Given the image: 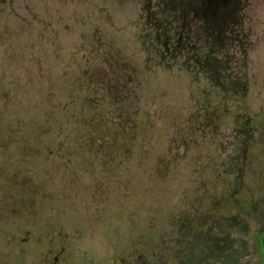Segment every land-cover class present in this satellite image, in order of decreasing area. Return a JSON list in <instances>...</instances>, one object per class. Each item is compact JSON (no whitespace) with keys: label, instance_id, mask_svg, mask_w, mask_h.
I'll return each instance as SVG.
<instances>
[{"label":"rangeland","instance_id":"rangeland-1","mask_svg":"<svg viewBox=\"0 0 264 264\" xmlns=\"http://www.w3.org/2000/svg\"><path fill=\"white\" fill-rule=\"evenodd\" d=\"M249 1L247 11L242 15L239 11L242 0H234L232 7L225 6L222 0H0V41L6 39L21 58L28 60L37 55L34 47L42 40L46 41L40 36L46 30L48 35L45 37L54 40L58 50L54 53L59 55L57 59L62 64L51 65L44 71L71 74L74 70L67 62L69 58L86 57L89 46L101 48L106 41L113 39L119 42L121 38L115 34L117 30L131 31L137 27L139 34L149 39L157 57L161 60L170 58L176 63L173 65L175 69L179 70L177 76L189 80V84L181 80L178 86L162 85L164 91L155 100L162 101L165 109H158L157 102H153L150 108L146 106L151 113L163 114L165 110L171 115L170 121L163 124L165 129L160 127L168 139L170 134L166 126L173 123L176 128L179 123L186 124V118L189 122L195 119L196 106L191 98L209 92L205 83L207 79L220 85L212 86L211 91L226 100L234 94L235 85L243 80L241 76L246 74L251 79V96L247 103L255 109L264 106V0ZM242 16L251 31L245 48L239 46L240 38L239 43H232L241 35L234 26ZM96 27L104 30L95 32ZM219 51L220 56H215L214 53ZM138 52L134 59L128 54L122 60L143 59L146 53L143 50ZM244 60L248 64L236 74L233 70ZM165 65L169 63L165 61ZM11 67L0 65V74L14 73ZM27 72L23 70L21 73L37 71L31 69ZM126 105L135 109L137 101L131 97L126 100ZM200 106L197 105L199 119L206 110L205 106ZM222 125L219 132H231V125ZM220 137L213 138L208 134V141L202 147L195 151L189 148V154H185L187 161L178 166L189 172V185L187 181L176 180V185L181 187L171 191V196L159 208L171 214L145 216L153 221L150 225L159 226V233L151 232L146 236L145 250H139L138 244L136 246L132 241L128 242L123 255L116 259L92 250L96 242L95 231H77L71 237L65 229L61 237L60 234L57 238L51 237L48 231L57 229L58 222L67 220L65 217L28 215L26 211L31 213V208L27 203L16 205L18 202H14L16 189L0 188V264H79L76 254L81 255L82 264L99 263L103 257L108 258V264H264V157L263 161L249 162L236 170L233 147L237 144L232 142L231 135L225 137L224 142ZM164 138L159 147L160 154L182 155L181 150H172ZM240 146L241 151L246 150V145ZM217 159L224 164L215 165L219 162ZM227 176H233L234 183H228ZM226 186L232 188L231 193L227 192ZM178 189L181 193L176 192ZM53 193L63 195L58 188ZM32 204L35 210L46 208L39 200ZM16 207L22 209L19 211ZM100 208L99 205H90L93 214ZM127 208L132 210L130 204L126 205V211ZM74 219H78L81 229L94 227L97 232L103 223L113 226L112 223L116 222V218L105 212ZM127 219L125 224L117 227L120 233H128V238L133 236L130 232H139L145 219L144 216ZM49 227L51 230H47Z\"/></svg>","mask_w":264,"mask_h":264},{"label":"trees","instance_id":"trees-1","mask_svg":"<svg viewBox=\"0 0 264 264\" xmlns=\"http://www.w3.org/2000/svg\"><path fill=\"white\" fill-rule=\"evenodd\" d=\"M222 2L232 7L234 0ZM249 2L242 0L239 5L242 15ZM247 22L242 16L234 26L241 35L232 43H239L237 40L240 38L239 46L242 48L248 44L251 32ZM96 28L95 32L104 30ZM43 32L40 36H44L46 41L42 40L34 47L37 55L28 60L21 58L6 39L0 41V53L3 55L0 65L13 66L15 71L0 74V188L16 189L14 202H18L16 205L27 203L31 208V213L26 211L28 215L65 217L67 220L56 222L59 225L57 229L47 228L51 230L48 231L51 237L57 238V234L61 237L65 229L71 237L77 231H95L96 242L92 250L113 259L121 257L131 241L136 246L138 244L139 250H145L146 236L160 230L158 225V228L150 225L153 221L145 216L171 214L159 208L171 196V191L181 187L176 185V180L187 181L189 185V172L178 166L187 161L185 154H189V148L195 151L208 141V134L213 138L221 136V140L233 136L232 142L239 146L233 147L236 170L249 162L263 161L264 106L255 109L247 103L251 96V79L246 74L241 76L243 80L235 85L234 94L226 100L211 91L212 86L220 85L207 79L205 83L209 92L191 98L196 106L195 119L190 122L188 118L184 119L185 126L181 123L176 128L173 123L166 126L170 134L166 139L167 134L161 128L165 129L163 124L170 121L171 115L165 110L163 114L151 113L146 106L157 102L160 105L158 109H165L162 101L155 100L164 91L162 85L178 86L181 80L189 84V80L187 82L185 77L177 76L179 70L175 69L173 65L176 63L170 58L161 60L157 57L149 39L141 36L137 27L131 31L117 30L115 34L121 38L119 42L113 39L106 41L101 48L89 46L86 57L69 58L67 62L74 70L71 74L44 71L62 62L54 53L58 51L54 40L45 37L48 35L46 30ZM142 50L146 53L143 59L122 60L128 54L134 59L133 56ZM214 54L220 56V51ZM165 61L169 65H165ZM247 64L244 60L238 67L237 63L236 69L232 67L233 71L239 73L240 68ZM31 69L37 72L21 73ZM131 97L137 101L135 109L126 105V100ZM186 100L189 105V96ZM197 105L205 106L206 110L201 115L204 119H199ZM223 123L227 127L231 125V132H219ZM163 138L168 140L172 150H181L182 155L160 154ZM240 144L246 145V150L241 151ZM216 161L219 162L215 165L224 164L221 159ZM226 180L228 183L235 181L233 176H227ZM57 188L63 192L62 196L53 193ZM226 189L231 193L230 186ZM176 192L181 193L179 189ZM38 200L45 203L46 208L42 211L32 209V203ZM127 203L132 210L127 208L129 210L126 211ZM105 204L109 206L103 208ZM90 205L102 208L93 214ZM118 205H121L120 209ZM20 207H16L17 210L20 211ZM104 212L116 218V222L112 223L113 226L103 223L99 232L94 227L81 229L78 219H74ZM133 216L147 219L138 229L139 234L134 230L130 232L133 236L127 238L128 233H120L117 225L125 224V219ZM262 243L264 246V236ZM76 258L82 264L81 255L76 254ZM89 264H108V258Z\"/></svg>","mask_w":264,"mask_h":264}]
</instances>
